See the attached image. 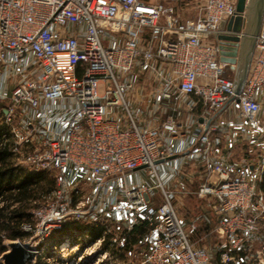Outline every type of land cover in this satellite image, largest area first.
<instances>
[{"label":"built area","instance_id":"built-area-1","mask_svg":"<svg viewBox=\"0 0 264 264\" xmlns=\"http://www.w3.org/2000/svg\"><path fill=\"white\" fill-rule=\"evenodd\" d=\"M169 1L0 0V66L13 69L29 56L35 63L21 70L22 74L27 69L34 72L0 106L12 139L10 149L17 164L49 172L55 181V188L44 197L46 205L32 209V222L22 227L29 235L49 237V244L50 236L71 216L98 224L107 221L126 230L142 221L148 228L144 239L147 251L139 259L133 256L131 264H207L206 251L191 244L172 204V194L164 189L156 170L157 161L173 157L161 141V132L177 137L180 127L170 119L159 127L139 129L125 100L132 83L124 79L139 64L155 75L160 101L177 104L192 96L202 104L206 119L214 116L235 93L216 46L205 39L234 14L236 0H205L198 16L187 20ZM261 89L264 13L242 90L236 96L238 103H234L243 120L237 125L238 133L257 138L261 148L259 177L264 174V120L257 118L261 103L255 95ZM65 100L76 107L61 132H52L49 123H14L23 105L37 110L41 101ZM115 108L128 116L126 124H119L113 116ZM203 126L192 152L214 180L202 184L197 195L212 200L219 218L216 233L229 249L222 254L221 263L264 264V244L253 253L250 245L261 238L259 222L264 215L259 201L255 210L252 208L255 181L249 177L248 167L211 159L210 127ZM2 140L0 137V144ZM138 168L156 178L154 187L126 185V175ZM78 173L83 181L94 178L90 184L95 196L102 197L106 213H91L95 200L87 213L81 210L85 207L82 199L72 205L68 191ZM153 188L161 191L163 199L155 207L151 206ZM81 194L79 188L72 191L73 197ZM117 237L107 226L95 239L86 231L76 240L66 235L59 249L63 252L71 246L70 252L74 247L75 252L87 256L106 240L112 246ZM47 244L39 240L31 247L36 257Z\"/></svg>","mask_w":264,"mask_h":264},{"label":"rangeland","instance_id":"rangeland-1","mask_svg":"<svg viewBox=\"0 0 264 264\" xmlns=\"http://www.w3.org/2000/svg\"><path fill=\"white\" fill-rule=\"evenodd\" d=\"M171 1L172 0H170L169 2L173 4ZM204 1L205 0H186L183 4L177 3L175 1L173 5L176 7V11L182 17V19L187 20L193 19L198 16L204 4ZM14 73L15 74H13L12 72L8 76H6V79L9 82H13L15 78L21 77L19 75V72ZM9 77L11 78L9 79ZM124 80L125 82L130 81L132 83V89L125 94V100L130 110L132 120L135 122L137 127L141 129V123L138 121L139 119L137 117V110L140 108L142 112L147 111L146 106H149L148 104H145V99L148 95H150L156 90L158 86V81L151 71H149L145 67L140 66L139 64L135 66L132 72L127 77H125ZM6 85H8V83ZM7 90L8 92L6 93H8L9 95L10 88H7ZM131 94L134 95V98L138 94V99L141 97L142 101H137L138 103L134 106L131 105L128 100ZM19 112L21 111L18 110L16 115ZM111 113L119 122V124H126L125 122H127L128 116H126V114L121 108H115L113 109V111H111ZM229 114L231 115V117H233L236 116L237 113L236 110L233 109L231 112H229ZM149 119L150 118L146 117L142 118V121H144L142 122L143 127L145 125H148ZM155 119V116L151 117V120H153L152 125H157L161 122L159 119ZM223 127L225 128L226 125H224ZM164 167L165 172L162 171V168L157 167V174L159 175L161 182L163 183L164 189L168 192H171L172 194V204L176 209L178 218L180 219L181 223L184 224L183 227L188 235L191 244L194 248L204 249L206 251L208 256L207 264H222L221 256L225 251H228L229 249L228 246H226L224 240L220 238L216 233L219 218L213 212L212 205L209 204V206L203 198H200L197 195V190L201 182L200 175L197 172V163L192 160H189L188 165H186L185 167V174L181 175L180 179H176V181L172 182L169 186L164 183L163 178L165 176V173L168 174L172 171V167L170 165ZM51 175L53 177V174ZM82 179L83 175L78 173L76 174V176H73L70 181L68 199L70 200L72 205L76 204V200L78 201L79 199H82L85 203V207H83L81 210L87 213L89 204L92 203L93 200H95V211L91 213H98L99 210V213H106V209L104 206L105 203L103 202L102 197L95 196L93 188L90 184L92 183L91 180H94V178L90 177V180L87 181H83ZM127 182L128 186L130 185L134 187H154L156 185L157 180L153 176H149L146 171L141 170L133 173H128ZM257 184L258 183H255V198L252 203L253 208L256 207L257 201H259L264 206V196L257 190ZM74 188H79L82 191V194L79 198L73 197L72 191ZM150 194L152 198L151 206L155 207L161 205V203L163 202L161 191L158 188H153ZM44 197L42 199L43 202L38 205L39 207L41 206L43 208V206L46 205V198ZM205 214L207 215V217H209V223L203 221L202 219L203 216H206ZM65 223L72 224V230L74 231L69 236H72L73 240H76L77 236H81L82 233L85 232V230L78 231L76 227L86 228L89 226H93L94 224L104 226L105 228L109 226L111 232L115 233L116 236H118V234L123 229L122 225L110 226L107 221H101L100 224H98V222L94 223L92 219L83 218L81 216H71L70 218L65 220ZM258 234L261 238H259V240H255L252 244H250L252 247V253L260 249V247L264 244V215L259 222ZM50 237L52 238V240L49 244H47V239L49 237L43 239L41 237H35L33 234H30L28 237L20 241L24 244H28L30 248L35 247L39 240L47 244V246L43 248L41 256H37L33 264H131V262L135 260L133 256L139 259L143 255H145L147 251V248L145 247V245H143L141 249L139 247H134L132 253L121 252V254H119L115 253L114 251H111V246H109L110 250H102L100 246L99 249H95L96 252L87 256H83L81 255V253L75 252L77 250H75L74 247H72L73 251L70 252L71 246H69L62 252L59 248L62 244L61 242L63 241V238L58 237V233H54ZM239 255L241 258L243 257L242 253H239Z\"/></svg>","mask_w":264,"mask_h":264},{"label":"crops","instance_id":"crops-1","mask_svg":"<svg viewBox=\"0 0 264 264\" xmlns=\"http://www.w3.org/2000/svg\"><path fill=\"white\" fill-rule=\"evenodd\" d=\"M175 1L177 2L179 0H172L173 4ZM216 32L210 34L208 38L205 39L206 42L213 43L215 45L214 36ZM33 64H35L34 60L32 57L29 56L23 59V61H21L12 70L7 68L6 66H0V106H2L7 99H9V95L11 94V92L20 84H22L25 79L30 77V75L34 72L26 68L27 70H25L24 74H22L21 70ZM12 72L13 74H15L14 72H19V75L21 77L15 78L13 82H9L6 79V76H8ZM225 74H229L226 76L234 80L235 69H231L226 66ZM10 78L11 77H9V79ZM7 83L8 85H6ZM7 88H10L9 95L8 93H6L8 92ZM159 90L160 87L158 84L156 90L150 95H148L145 99V104H148L149 106H146L147 111L142 112L140 108H137V117L139 119L138 121L141 123V130L159 127L164 122L170 119L174 120L180 127V134L177 137H170V135L165 131L161 132V141L165 145H167L170 148V151L173 153V157L169 158L163 163H159L157 166L159 168H162V171L164 172V166L170 165L172 167V171L169 173L167 172L168 174L165 173V176L163 178L164 183L167 186H169L172 182H175L176 179H180L181 175L185 174V167L186 165H188L189 160L194 161L198 165L197 172L200 175L201 181L199 187L206 182H212L214 180V177L206 174L201 159L194 156L192 152L193 147L198 141V137L203 133V124H206L208 119L210 118L212 119V121L209 126L210 129L208 130V135L212 145V152L210 156L211 159L215 162L222 163L224 165H227L229 162H233L236 163L239 167H248L249 177L254 179L255 183L259 182L261 177L258 176L257 165L260 157L261 148L259 146L257 138L250 139L248 137L241 136L240 133H238L237 125L240 124L243 120L240 117L238 106L236 104H227L214 116L206 119L204 117L202 104L197 102L194 97L190 96L183 98L177 104H174L169 100L160 101ZM137 95L135 96V98L133 94L129 96L128 100L133 106L138 103L137 101H142L141 97L138 99ZM255 96L257 100L261 103V111L257 115V118L259 120H264V89L257 91ZM75 107L76 104L73 101L68 100L55 102L41 101V105L37 110H32L27 105H23L21 109H19V111L21 112L17 114L14 123L15 125L22 124L26 120L32 121L35 124L42 126L45 125V123H49L52 132H61L64 130L66 121L73 113ZM233 109L236 110L237 114L236 116L231 117L229 112H231ZM152 116H155L156 119H159L161 122L157 125H152ZM145 117L150 119L148 125H145L143 127L142 122L144 121H142V118ZM200 119H202V122H200ZM224 125H226L225 128L223 127ZM141 170H135L133 172ZM125 182H127V175L125 177ZM126 185L128 186V182ZM128 187L133 188L134 186L129 185ZM204 200L208 203V205H212L211 199L206 198ZM253 210L255 209L253 208ZM202 219L203 221L209 223V217H207V215L203 216Z\"/></svg>","mask_w":264,"mask_h":264},{"label":"trees","instance_id":"trees-1","mask_svg":"<svg viewBox=\"0 0 264 264\" xmlns=\"http://www.w3.org/2000/svg\"><path fill=\"white\" fill-rule=\"evenodd\" d=\"M177 3L185 2L177 1ZM2 119L3 117L0 116V137L3 138L0 144V256L6 251L3 246L4 241H21L29 236L22 227L32 222L30 211L42 203L43 197L55 188L51 173L36 171L16 163L10 149L12 140L9 127ZM257 190L264 196V174L257 184ZM76 229L85 230L95 239L102 235L105 227L98 225L76 227ZM147 230V224L142 221L133 225L130 230L122 229L116 243L111 246V251L121 254V252L132 253L134 247L141 249L145 245ZM73 231L72 224L64 222L55 234L58 233V237L61 238L71 235ZM108 244L106 240L101 245V249L110 250Z\"/></svg>","mask_w":264,"mask_h":264},{"label":"water","instance_id":"water-1","mask_svg":"<svg viewBox=\"0 0 264 264\" xmlns=\"http://www.w3.org/2000/svg\"><path fill=\"white\" fill-rule=\"evenodd\" d=\"M263 13L264 0H236L234 14L218 24L214 39L219 62L235 69L232 87L235 96L229 104L238 103L236 96L240 94L248 72ZM211 121H207L206 128ZM3 246L6 251L0 256V264H33L36 259L33 249L20 241H4Z\"/></svg>","mask_w":264,"mask_h":264}]
</instances>
